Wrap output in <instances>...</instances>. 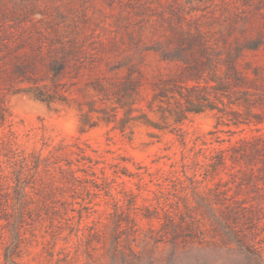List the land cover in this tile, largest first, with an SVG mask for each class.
I'll use <instances>...</instances> for the list:
<instances>
[{"label":"rangeland","instance_id":"1","mask_svg":"<svg viewBox=\"0 0 264 264\" xmlns=\"http://www.w3.org/2000/svg\"><path fill=\"white\" fill-rule=\"evenodd\" d=\"M0 264H264V0H0Z\"/></svg>","mask_w":264,"mask_h":264}]
</instances>
